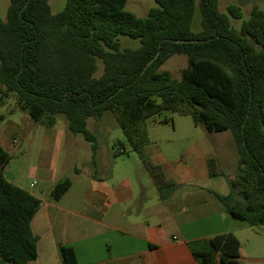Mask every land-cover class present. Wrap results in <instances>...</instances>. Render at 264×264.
<instances>
[{"label":"trees","instance_id":"obj_1","mask_svg":"<svg viewBox=\"0 0 264 264\" xmlns=\"http://www.w3.org/2000/svg\"><path fill=\"white\" fill-rule=\"evenodd\" d=\"M48 1L9 0L0 20V102L14 94L16 108L48 128L65 115L69 131L91 144L93 163L97 147L86 125L106 111L143 161L146 121L161 111L190 115L207 133L228 130L237 160L228 193L215 197L230 218L264 225V11L253 6L236 31L217 0H199L201 29L194 33V0H153L144 18L127 11L126 0H66L56 14ZM227 13L240 18L235 5ZM120 35L139 39V47L120 48ZM178 54L187 67L174 79L160 67ZM125 153L121 142L112 152ZM9 158L0 146V264H28L37 256L30 222L40 200L5 179ZM146 166L168 197L175 185L158 166ZM70 186V179L57 181L51 199ZM188 246L198 264H236L240 242L222 233ZM58 254L61 264H78L72 246H59Z\"/></svg>","mask_w":264,"mask_h":264},{"label":"crops","instance_id":"obj_2","mask_svg":"<svg viewBox=\"0 0 264 264\" xmlns=\"http://www.w3.org/2000/svg\"><path fill=\"white\" fill-rule=\"evenodd\" d=\"M30 128L20 130L13 147L4 136L2 149L10 155ZM210 137L189 131L187 145L174 155L172 147L148 141L142 148L145 161L135 152L114 157L97 148L94 163L91 153L88 166L73 168L71 186L57 201L51 189L43 196L28 189L32 183L28 188L12 183L40 200L30 222L37 256L28 264H61L58 248L63 245L73 247L78 264H198L190 242L232 233L230 217L215 197L228 193L224 183L232 176L210 170L208 161L223 156L214 152ZM147 164L158 166L175 185L168 197H161ZM49 174L45 179L52 188L60 179Z\"/></svg>","mask_w":264,"mask_h":264},{"label":"rangeland","instance_id":"obj_3","mask_svg":"<svg viewBox=\"0 0 264 264\" xmlns=\"http://www.w3.org/2000/svg\"><path fill=\"white\" fill-rule=\"evenodd\" d=\"M66 0H49L48 4L52 14L59 13ZM9 0H0V20H5ZM235 5L239 8L240 18H233L227 13V6ZM253 6L264 11V0H217L219 12L224 13L229 18L230 26L236 31L240 30L241 24L247 21L250 10ZM156 7L153 0H126L125 9L139 18L147 16L149 9ZM201 29V10L199 0H194V11L191 30L194 33ZM120 48H137L140 45L139 39L128 36H118ZM101 63L95 76L101 73ZM187 67L186 57L178 54L169 57L160 67L161 71H166L174 79H180L181 70ZM0 113L4 114V119L0 121V144L4 148L2 138L5 136L11 146H15V141L20 139V130L30 128L22 144L13 149L9 155V161L3 170L5 179L10 183L28 185L32 192H40L47 195L51 184L45 179V175L52 174L53 179H71L73 168L82 169L88 166L90 161L91 144L84 140L81 134H73L67 127L65 115L56 116V121L51 131L42 127L15 106V96L10 93L0 102ZM100 120L89 119L86 129L95 137L96 147L101 149L102 154H106L107 149L113 152L119 142L123 143L126 150L128 144L118 127L114 115L106 111ZM166 122L158 123L159 120ZM191 132L192 136L199 137L207 134L202 126H196L190 115H177L164 110L146 121L147 140L151 144H159L166 148L172 147L173 155L187 145L186 133ZM45 135H49L47 141ZM52 135V136H51ZM214 152L218 155L222 153V158L216 157L214 160V170L221 174L233 176L236 165L237 150L230 131L209 133ZM53 137V138H52ZM135 156L134 152L126 151L120 156ZM41 167L42 169H39ZM48 175V176H49ZM62 177V178H61ZM58 180V181H60ZM225 191H229L228 183H224ZM230 217V216H229ZM230 231L238 237L241 246V256H238L236 264H264V225L249 226L244 222L230 218Z\"/></svg>","mask_w":264,"mask_h":264},{"label":"water","instance_id":"obj_4","mask_svg":"<svg viewBox=\"0 0 264 264\" xmlns=\"http://www.w3.org/2000/svg\"><path fill=\"white\" fill-rule=\"evenodd\" d=\"M180 42L190 43V42H199V41L185 40V41H180Z\"/></svg>","mask_w":264,"mask_h":264}]
</instances>
